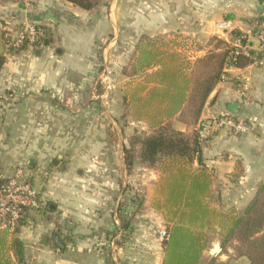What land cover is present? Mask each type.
<instances>
[{
  "label": "rangeland",
  "instance_id": "rangeland-1",
  "mask_svg": "<svg viewBox=\"0 0 264 264\" xmlns=\"http://www.w3.org/2000/svg\"><path fill=\"white\" fill-rule=\"evenodd\" d=\"M40 3L31 2L27 9L38 8ZM59 4L55 11L60 22L53 25L48 21L46 26L54 36L51 53L57 57L67 52L58 61V66L65 68L57 84L36 88L41 79L34 66L20 67L13 72L14 77L8 67L0 70V178L23 168L40 202L38 209L28 211L19 222L17 236L20 239L22 233L26 238L33 231L47 237L53 252L58 245L55 238L84 247L93 244L101 258L108 238L122 230L118 241L123 235H142L145 243H152L153 260L161 264L163 241L167 238L162 232L167 234L169 224L153 206L160 172L138 157L139 139L150 129L133 119L122 99L123 87L131 79L127 75L129 64L142 34L167 38L181 35L187 38L190 55L202 53L209 37H229L230 31L237 29L228 19L233 13L222 12L227 7L222 0H96L89 11L65 0ZM9 22H4L2 30L13 38L21 27L37 24L38 19L33 16ZM223 22L230 25L222 28ZM248 23L239 31L248 29ZM26 47L31 48V53L36 48L31 44ZM74 65L77 67L69 70ZM25 80V90L13 94V87H22ZM225 81L231 80L227 76ZM224 87L215 96L210 93L205 105L213 104ZM232 97L228 98L230 102ZM5 99H16L21 105L10 106ZM219 113L211 112L210 116ZM178 120H190L188 109L174 122ZM197 124L198 121L189 132L195 131ZM59 154L61 159L53 165ZM129 156L131 167L126 164ZM241 172L239 164L231 178L233 183ZM232 187L211 188L208 204L222 212L234 209L240 214L248 203L230 201L231 195L243 191ZM206 236L200 264L249 263L241 255L242 246L235 237L223 241L220 234L212 231H207ZM217 240L220 251L210 255L208 250ZM34 241V246L40 248L39 240ZM22 243L26 261L25 242Z\"/></svg>",
  "mask_w": 264,
  "mask_h": 264
},
{
  "label": "trees",
  "instance_id": "trees-1",
  "mask_svg": "<svg viewBox=\"0 0 264 264\" xmlns=\"http://www.w3.org/2000/svg\"><path fill=\"white\" fill-rule=\"evenodd\" d=\"M65 1L85 11L96 3ZM19 6L24 8L23 0ZM34 25L43 31L34 45H52L54 36L46 27L48 23L39 21ZM240 34L241 31L232 29L227 38L213 35L205 44V51L195 55H190L187 38L181 35L167 38L142 34L135 44L127 73L131 79L123 87L122 99L133 119L150 129L139 139L138 157L160 172L153 206L169 224L161 264H200L207 231L220 234L223 241L235 237L241 243V255L250 264H264V176L240 214L234 209L222 212L211 207L207 198L212 175L198 157L201 140L195 131H182L170 124L186 109L190 120L184 122L196 124L210 93L228 76L227 69L252 64L264 54L254 50L234 52L232 42ZM10 39L0 32V69ZM26 44L17 50L26 49ZM126 164L131 167L130 156ZM17 232L19 226L13 230L0 228V264H25L24 244Z\"/></svg>",
  "mask_w": 264,
  "mask_h": 264
},
{
  "label": "crops",
  "instance_id": "crops-1",
  "mask_svg": "<svg viewBox=\"0 0 264 264\" xmlns=\"http://www.w3.org/2000/svg\"><path fill=\"white\" fill-rule=\"evenodd\" d=\"M222 2L227 4L222 12L233 13L228 19L233 22L238 30H242L248 22L250 25L258 18L264 0L261 4L258 0H222ZM59 3L60 0H42L38 8L27 9L25 7L21 8L18 0H0V32L3 31L4 22H11L13 19L14 21H26L28 18L36 16L39 22L44 21L40 19V16L46 12H52L56 16L55 8L60 6ZM71 6L73 5L71 4ZM44 7H47V9L39 11ZM224 38L227 37L224 36ZM52 45L36 46L32 49V53L30 47L23 50L8 51L4 55L1 69L5 66L8 67L10 75L14 77L13 72L18 71L20 67L25 69L34 66L36 67L37 76L41 79L36 84V88L38 85L57 84V80L62 78L65 68L58 66V61L67 52L64 51L61 55L55 57L50 51ZM77 65L71 66L69 70L75 69ZM227 73L231 81L226 82L224 79L216 85L211 92L214 96L220 87H225L220 96L216 95L213 104L203 107L198 122L205 117H210L211 112L222 113L225 111L231 100L228 98L234 96L232 100L239 103L237 114L241 117L250 118L254 127L251 131L242 135L230 133L227 129L214 131L208 139L201 143V153L198 157H201L202 162L211 172L212 188L216 186H219V188L233 186L232 188H235L236 191L241 189L243 191L240 194L238 191L235 196L231 195L229 200L233 203H238L241 200L248 203L254 196L256 186L264 175V67L252 63L242 68L230 67L227 69ZM234 79L237 84L246 79L248 87L246 99L240 98L235 92ZM25 82L26 80L22 82V87H19L21 90L14 86L12 89L13 94L25 90ZM24 92L28 93L29 89ZM5 101L10 106L21 105L16 99H5ZM175 119H172V126L179 130L189 131L193 127L192 123L180 120L175 123ZM239 164L242 172L239 179L233 183L231 178ZM228 194L230 193L228 192ZM215 196H219V191L215 192ZM121 234L122 230H119L117 235L108 238V244L104 247L101 258L100 252L93 244L84 247L78 244L61 242V244L55 246L56 250L53 252L49 248L48 239L46 244L41 245L40 248L34 246V240L37 239L40 242L41 237L44 236L35 235L33 231L29 232L26 238L22 237V233L19 234V237L25 242V251L28 256L25 264H160V260L158 262L153 260L152 243L149 244L148 241L145 243L142 235L138 237L123 235V239L118 241ZM151 241L153 242L152 239ZM242 264L249 263L242 262Z\"/></svg>",
  "mask_w": 264,
  "mask_h": 264
},
{
  "label": "built area",
  "instance_id": "built-area-1",
  "mask_svg": "<svg viewBox=\"0 0 264 264\" xmlns=\"http://www.w3.org/2000/svg\"><path fill=\"white\" fill-rule=\"evenodd\" d=\"M41 2L42 0H23L24 7L28 8L31 2ZM261 12L257 19L250 23L248 29L241 31V34L235 38L232 45L235 47L234 52L247 53L249 50H254L257 53L264 51V2L262 3ZM229 22L220 24L222 28H227ZM43 31L39 27L26 24L19 29L16 37L10 36V41L7 42L6 48L8 51L16 50L24 43L34 45L42 37ZM252 38L256 45H252ZM242 40H245L243 43ZM256 65L264 67V54L256 58ZM247 83L243 79L236 85L235 92L240 98H247ZM253 123L250 118L241 117L238 114L219 113L204 118L195 126V132L198 139L204 141L210 137L212 132L220 129H227L230 133L242 135L253 129ZM0 183V228L13 230L28 211L38 209L40 206L38 192L33 186L29 177L23 168H17L8 177L1 178ZM167 235L162 232V236Z\"/></svg>",
  "mask_w": 264,
  "mask_h": 264
},
{
  "label": "water",
  "instance_id": "water-1",
  "mask_svg": "<svg viewBox=\"0 0 264 264\" xmlns=\"http://www.w3.org/2000/svg\"><path fill=\"white\" fill-rule=\"evenodd\" d=\"M258 2H259V4H261L263 2V0H258ZM259 11H260V9H259ZM40 19L41 20H44V21H49V22L53 23L54 25H57L58 24V19H57V17L52 12H46V13L42 14L40 16ZM238 106H239V103L237 101H232V102H230V103L227 104L226 110L229 111L232 114H237V112H238ZM68 152H69L68 149L65 150V153H68ZM61 157H62L61 154L57 155V158L55 160H53V165L57 164L58 163V160L61 159ZM29 165L30 166L33 165V162L30 161L29 162ZM60 168L62 169L63 168V165H61ZM46 241H47V238L46 237H41L40 243L42 245H45L46 244ZM55 242L58 245L61 244V241L58 238H55ZM220 248H221L220 241L217 240V241H215L212 244V246H211V248H209L208 252H209L210 255H214L218 251H220Z\"/></svg>",
  "mask_w": 264,
  "mask_h": 264
}]
</instances>
